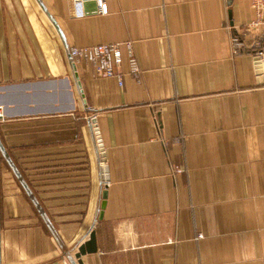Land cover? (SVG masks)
<instances>
[{"label": "crops", "instance_id": "1", "mask_svg": "<svg viewBox=\"0 0 264 264\" xmlns=\"http://www.w3.org/2000/svg\"><path fill=\"white\" fill-rule=\"evenodd\" d=\"M105 2L0 0V264H264L251 0ZM125 40L138 81L68 52Z\"/></svg>", "mask_w": 264, "mask_h": 264}, {"label": "built area", "instance_id": "2", "mask_svg": "<svg viewBox=\"0 0 264 264\" xmlns=\"http://www.w3.org/2000/svg\"><path fill=\"white\" fill-rule=\"evenodd\" d=\"M71 1V13L73 16H82L84 14L83 4L86 0H70ZM100 12H106L105 0H94ZM255 8L254 18L247 23L244 31L232 34V46L233 51L240 52L245 43L242 36L247 31H255L256 35L252 40L250 47L251 53L254 58L259 56L261 62H263L264 56V0H251ZM123 48L125 51V59ZM69 55L72 60H82L89 63L97 76L115 77L119 84L123 83L124 74H129L137 81L140 79L141 68L138 64L136 56L133 51L132 42L130 40L114 41V42H99L90 45H73L68 48ZM124 60L127 63V67L123 69L122 64ZM90 127L95 133V141L97 146H100L101 141L98 125L95 115L91 116ZM102 143V142H101ZM167 144V141L164 140ZM104 150V149H103ZM101 152V150H100ZM102 168L105 166V161L101 159ZM104 172V170H103Z\"/></svg>", "mask_w": 264, "mask_h": 264}, {"label": "water", "instance_id": "3", "mask_svg": "<svg viewBox=\"0 0 264 264\" xmlns=\"http://www.w3.org/2000/svg\"><path fill=\"white\" fill-rule=\"evenodd\" d=\"M254 64H255V72L257 74H262L264 72V56H263V62H261V59L259 58V56H256L254 58ZM100 146V150H101V155L103 156L104 159V151H103V145L100 141L99 143ZM0 148L3 149V145L0 142ZM104 172H107V166L105 165L103 167ZM96 249V242H95V235H94V231H91L89 234V239H87L86 241H84L82 244H80L79 246V251L77 252V256L80 255V253H84V252H90V251H94Z\"/></svg>", "mask_w": 264, "mask_h": 264}]
</instances>
